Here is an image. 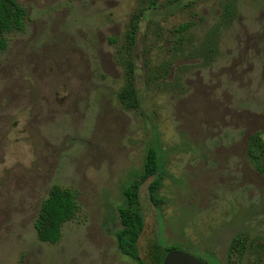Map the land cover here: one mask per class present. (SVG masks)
<instances>
[{
  "label": "rangeland",
  "instance_id": "rangeland-1",
  "mask_svg": "<svg viewBox=\"0 0 264 264\" xmlns=\"http://www.w3.org/2000/svg\"><path fill=\"white\" fill-rule=\"evenodd\" d=\"M16 1L24 29L0 51V264H134L118 208L150 148L161 187L158 206L153 177L140 187V258L264 264V174L247 154L252 136L264 144V0ZM54 186L78 210L49 244L35 222Z\"/></svg>",
  "mask_w": 264,
  "mask_h": 264
},
{
  "label": "trees",
  "instance_id": "trees-1",
  "mask_svg": "<svg viewBox=\"0 0 264 264\" xmlns=\"http://www.w3.org/2000/svg\"><path fill=\"white\" fill-rule=\"evenodd\" d=\"M26 15L27 11L16 0H0V51H3L7 45L5 35L23 31ZM133 35L134 31L128 35V55H130L134 44ZM128 68V85L131 86V77L133 79L131 63L128 64ZM131 97L133 102V92L132 94L129 92L128 96L120 95L119 99L123 108L130 107L128 103L131 102ZM247 154L255 170L264 174V144L258 135L249 139ZM160 170L161 165L157 152L150 148L147 151L141 173L125 187L122 193L124 205L118 208L119 227L115 232V242L120 254L132 259L134 264H147L140 258L138 249V241L144 230V216L139 200L140 187L153 177L147 186V195L150 202L154 206H158L157 192L161 187ZM77 210V195L74 191L57 186L52 187L48 197L41 204L35 222L37 238L41 242L55 244L60 239L61 226L71 220ZM166 251L157 254L155 261L150 264H161V259ZM199 260L207 264L205 261Z\"/></svg>",
  "mask_w": 264,
  "mask_h": 264
},
{
  "label": "water",
  "instance_id": "water-1",
  "mask_svg": "<svg viewBox=\"0 0 264 264\" xmlns=\"http://www.w3.org/2000/svg\"><path fill=\"white\" fill-rule=\"evenodd\" d=\"M161 264H205V263L189 253L177 249H170L164 253L161 259Z\"/></svg>",
  "mask_w": 264,
  "mask_h": 264
}]
</instances>
